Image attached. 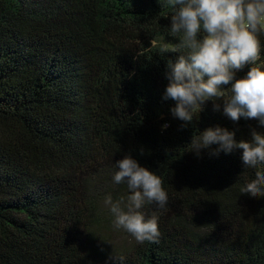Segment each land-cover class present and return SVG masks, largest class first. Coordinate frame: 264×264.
I'll list each match as a JSON object with an SVG mask.
<instances>
[{"label":"trees","instance_id":"trees-1","mask_svg":"<svg viewBox=\"0 0 264 264\" xmlns=\"http://www.w3.org/2000/svg\"><path fill=\"white\" fill-rule=\"evenodd\" d=\"M163 3L0 0V264H264V197L241 191L264 166L246 169L242 149L191 151L210 127L237 142L264 127L232 121L222 100L187 127L172 116L165 73L179 54L151 45L179 42ZM126 155L168 193L165 209H143L158 242L113 226L105 199L130 194L113 179Z\"/></svg>","mask_w":264,"mask_h":264},{"label":"clouds","instance_id":"clouds-1","mask_svg":"<svg viewBox=\"0 0 264 264\" xmlns=\"http://www.w3.org/2000/svg\"><path fill=\"white\" fill-rule=\"evenodd\" d=\"M162 7L172 10L167 35L179 42L164 40L158 45L152 38L151 45L161 55L179 54L175 61L169 60L165 73L168 85L163 99L175 101L172 116L187 127L209 101L220 111L222 100L223 114L232 121L255 119L264 127V61L259 39L264 33V0H164ZM246 65L251 66L247 75L235 79L236 70ZM235 135L226 128L210 127L193 135L191 151L199 153L214 144L219 145L214 155L242 149L246 169L264 166V132L253 128L251 139L239 142ZM116 167L114 182L126 183L130 194L126 202L123 197L113 202L110 195L105 199L114 228L124 229L141 244L158 242V217L146 216L143 209L149 204L166 208L169 197L162 179L132 155H126ZM241 191L253 198L264 197V170L255 171V178Z\"/></svg>","mask_w":264,"mask_h":264}]
</instances>
